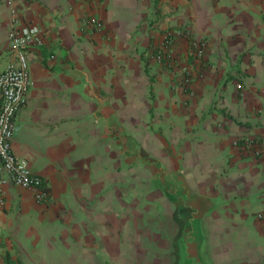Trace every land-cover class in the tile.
Returning a JSON list of instances; mask_svg holds the SVG:
<instances>
[{
	"label": "crops",
	"instance_id": "0c3cea01",
	"mask_svg": "<svg viewBox=\"0 0 264 264\" xmlns=\"http://www.w3.org/2000/svg\"><path fill=\"white\" fill-rule=\"evenodd\" d=\"M11 4L42 36L11 151L47 195L2 187L0 264L126 262L138 222L175 234L176 211L213 264H264V0ZM8 17L0 0V71Z\"/></svg>",
	"mask_w": 264,
	"mask_h": 264
},
{
	"label": "built area",
	"instance_id": "2783aa9c",
	"mask_svg": "<svg viewBox=\"0 0 264 264\" xmlns=\"http://www.w3.org/2000/svg\"><path fill=\"white\" fill-rule=\"evenodd\" d=\"M6 3L9 13L6 40L11 60L0 71V208L4 205L2 187L7 183L30 190L35 202H43L47 195L41 177L32 172L24 158L11 151V139L17 129L14 116L24 103L26 91L31 83L27 70L28 52L42 44V36L36 25L19 23L11 0H6ZM80 23L81 26H100L99 21L92 15L82 16ZM189 44L195 56L200 57L205 46L204 41L191 39ZM160 57L158 54L157 58ZM182 83H189L187 72L182 76ZM232 143L249 146L250 140L235 139ZM257 217H261V214H257Z\"/></svg>",
	"mask_w": 264,
	"mask_h": 264
},
{
	"label": "rangeland",
	"instance_id": "374dc122",
	"mask_svg": "<svg viewBox=\"0 0 264 264\" xmlns=\"http://www.w3.org/2000/svg\"><path fill=\"white\" fill-rule=\"evenodd\" d=\"M169 229L164 224L155 229L151 227L149 220L144 219L138 222V230H142V233L137 236V250L126 252V262H78V264H176L173 251L176 232L172 234ZM150 230L151 234L148 232Z\"/></svg>",
	"mask_w": 264,
	"mask_h": 264
},
{
	"label": "water",
	"instance_id": "95a60500",
	"mask_svg": "<svg viewBox=\"0 0 264 264\" xmlns=\"http://www.w3.org/2000/svg\"><path fill=\"white\" fill-rule=\"evenodd\" d=\"M179 228L173 241L176 264H211L206 250V235L196 218L189 215L174 214ZM178 262V263H177Z\"/></svg>",
	"mask_w": 264,
	"mask_h": 264
}]
</instances>
